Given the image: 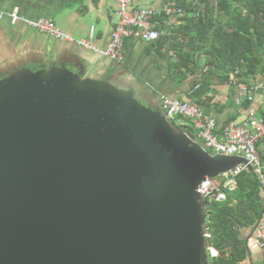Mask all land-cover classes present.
Returning <instances> with one entry per match:
<instances>
[{"label":"water","instance_id":"1","mask_svg":"<svg viewBox=\"0 0 264 264\" xmlns=\"http://www.w3.org/2000/svg\"><path fill=\"white\" fill-rule=\"evenodd\" d=\"M191 133L112 81L1 78L0 264H209L197 185L247 161Z\"/></svg>","mask_w":264,"mask_h":264},{"label":"crops","instance_id":"2","mask_svg":"<svg viewBox=\"0 0 264 264\" xmlns=\"http://www.w3.org/2000/svg\"><path fill=\"white\" fill-rule=\"evenodd\" d=\"M171 1L180 2L134 0L133 7L162 9ZM13 10L29 20H50L73 42L55 39L22 23L13 25L7 18L0 19V79L23 68L31 71L65 68L83 77L108 80L129 88L157 109L162 108L164 97L197 104L216 118L218 131L230 120L245 118L251 106L247 100L238 104L237 83L252 85L264 79L260 74L246 79L232 71L229 80L224 82V71L216 68L211 55L196 48L197 31L186 26L185 17H173V27L158 41L127 38L125 59L118 62L101 54L109 46L111 33L118 23L117 5L112 0H0V13ZM195 14L191 16L198 17ZM91 27L95 28L92 45L96 50L76 44L88 37ZM181 51L190 53L191 69L178 64ZM198 84L201 87L193 91ZM256 95V113L264 119V91ZM262 192L264 196L263 188ZM241 233L248 244L247 258L241 264H261L264 251L256 245L252 227Z\"/></svg>","mask_w":264,"mask_h":264},{"label":"trees","instance_id":"3","mask_svg":"<svg viewBox=\"0 0 264 264\" xmlns=\"http://www.w3.org/2000/svg\"><path fill=\"white\" fill-rule=\"evenodd\" d=\"M177 3L191 13L198 12V17H185L186 26L197 31L196 48L211 55L216 68L224 71V82L229 80L232 71L246 79L258 74L264 76V0H180ZM181 52L177 56L178 64L190 68V53ZM180 120L183 119L178 117V123L174 120L176 126L193 134V127L181 124ZM195 140L200 143L197 138ZM257 149L264 173V142H260ZM262 188L253 171H243L236 176V188L225 190V201L207 203L206 224L210 236L206 241L208 248L217 251L213 256L207 250L209 264L245 261L248 244L241 232L251 228L264 210Z\"/></svg>","mask_w":264,"mask_h":264},{"label":"built area","instance_id":"4","mask_svg":"<svg viewBox=\"0 0 264 264\" xmlns=\"http://www.w3.org/2000/svg\"><path fill=\"white\" fill-rule=\"evenodd\" d=\"M112 1L117 5L118 23L111 33L112 39L109 46L101 54L118 62L125 59L124 41L127 38H140L146 42L158 41L167 34V29L173 27L175 23V21H172L173 17H187L195 14L187 11L174 1L169 2L162 9L156 7L135 8L133 7L134 0ZM4 18H7L13 25L22 23L55 39L73 42V39L64 35L50 20H29L19 15L17 10L0 13V19ZM94 34L95 28L91 27L88 37L76 41V44L86 49L96 50L92 45ZM237 84L236 99L238 104H243L247 100L251 106L248 108L245 118L230 120L220 131L217 130L218 122L216 118L212 114L206 113L199 105L168 97H164L162 101L161 111L164 115L171 122H174L178 117L183 119L182 121H187L195 131V134H193L194 139L200 140V144L210 154L236 155L245 158L247 161V164L237 165L219 175L218 178L206 177L197 185V193L207 203L225 201L227 198L225 190L233 191L236 188V176L243 171L250 170L249 166L252 167L251 171L257 175L264 189L263 165L257 149L258 144L264 142V119L257 115L255 107L257 103L256 93L264 91V79L252 85ZM200 87L201 84H198L193 91ZM254 235L256 245L264 251V216L255 229ZM205 236L206 238L210 236L207 224ZM209 250L213 256L217 254L215 249L209 248Z\"/></svg>","mask_w":264,"mask_h":264},{"label":"rangeland","instance_id":"5","mask_svg":"<svg viewBox=\"0 0 264 264\" xmlns=\"http://www.w3.org/2000/svg\"><path fill=\"white\" fill-rule=\"evenodd\" d=\"M176 122L178 123V121H176V120H175V123H176ZM182 122H183V123H188V122H187V121H185V120H184V121H182ZM181 124H182V123H181ZM191 135L193 136V134H192V133H191ZM193 137H194V136H193Z\"/></svg>","mask_w":264,"mask_h":264}]
</instances>
